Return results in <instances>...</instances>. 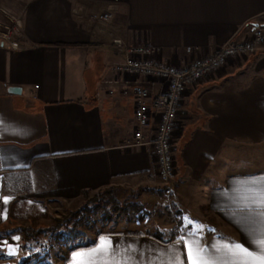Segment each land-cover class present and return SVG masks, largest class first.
<instances>
[{"label": "crops", "instance_id": "1", "mask_svg": "<svg viewBox=\"0 0 264 264\" xmlns=\"http://www.w3.org/2000/svg\"><path fill=\"white\" fill-rule=\"evenodd\" d=\"M108 10L110 22L91 19ZM255 28L264 31V0H31L20 47L0 43V226L42 219L83 192L169 186L189 209L185 234L105 235L67 264H264V47L182 96L167 184L150 182L155 153L133 144L134 97L122 93L164 85L112 69L124 58L114 39L182 67Z\"/></svg>", "mask_w": 264, "mask_h": 264}, {"label": "built area", "instance_id": "2", "mask_svg": "<svg viewBox=\"0 0 264 264\" xmlns=\"http://www.w3.org/2000/svg\"><path fill=\"white\" fill-rule=\"evenodd\" d=\"M91 19L108 23L112 19V14L108 10L99 15H92ZM7 44L13 49L21 45L15 40H10ZM112 45L116 55L124 56L113 66V71L132 78L156 80L164 85L156 96L139 84H133L122 93L127 95L130 92L134 97L133 144L139 147L151 146L155 153L156 172L149 178L150 182L167 184L175 178L172 143L182 96L188 88L209 73L220 69L230 59L248 57L264 47V31L255 28L250 36L243 40H235L232 37L211 54L194 58L189 65L182 67L157 60L155 58L157 49L149 45H127L121 39H114ZM186 51L191 52L192 48L187 47ZM153 119L156 120L154 133L151 137H146V130Z\"/></svg>", "mask_w": 264, "mask_h": 264}, {"label": "rangeland", "instance_id": "3", "mask_svg": "<svg viewBox=\"0 0 264 264\" xmlns=\"http://www.w3.org/2000/svg\"><path fill=\"white\" fill-rule=\"evenodd\" d=\"M30 1L0 0V43L9 46L7 43L10 40H19L21 20ZM116 195L124 211L111 212L110 220L108 221L104 220L107 214H105V211L101 212L102 208L93 210V205L82 197L67 203L51 204L49 214L42 219L1 225L0 264H20L21 258L25 256V252L22 253L20 250L19 233L15 230V226L19 224L21 226L41 228L63 223L65 227L61 228L62 232L69 237L63 240L62 243L58 242L56 246L63 251L68 250L73 245H83L87 241L92 240L98 230L113 232L139 231L150 235L159 230L163 233L162 237L165 240L174 239L186 233L177 230V227L180 224L189 225L191 221L189 209L186 208V211L184 210L185 207H180L169 186L140 185L138 187V185H134L131 188L119 187L118 189L116 188ZM85 206L93 212L85 214L83 211ZM136 207L142 208L139 210L135 209ZM66 218H68L67 222L64 223ZM82 219L86 220V226H79L75 223L77 220ZM72 228L73 230H71ZM70 231L73 232L70 233ZM44 237L37 238L38 245L48 243ZM32 247L34 248V246ZM59 255L57 253L54 257H51L49 264H59Z\"/></svg>", "mask_w": 264, "mask_h": 264}, {"label": "trees", "instance_id": "4", "mask_svg": "<svg viewBox=\"0 0 264 264\" xmlns=\"http://www.w3.org/2000/svg\"><path fill=\"white\" fill-rule=\"evenodd\" d=\"M82 197L85 199V201L90 202L91 205H93V208H94L93 210H98L99 208H102L101 212H104V211L106 212L105 214H107V217L106 219H104L105 221L110 220L109 218H110L111 212L124 211L123 206L120 204V201L117 198L115 187H108L96 193L83 192ZM140 208L142 207H136L135 209L140 210ZM83 211L85 214L86 213L91 214L93 212L87 206L83 208ZM67 219L68 218H66L64 223L67 222ZM83 219L77 220V222L75 223L78 224L79 226L81 225L86 226L87 225L85 224L86 220H83ZM11 223L12 222H9V224ZM62 227H65L63 226V223L57 224L56 226H48V227H41V228L40 227L35 228L32 226H21L20 224L15 226V230L19 233V236H20V250L22 253L25 252V256L21 258L20 264H49V260L51 259V257H54L55 254L57 253L60 254L59 264H67L69 261L70 255L73 252L79 249H86V248L95 246L97 243V240L100 237L105 236V235H130V236L147 235V236H151L152 238L156 240L164 241L162 237L163 233L159 230H157L153 235H150L148 233L147 234L141 233L139 231L113 232V231H107V230L105 231L98 230L97 233L95 234V237L92 240L87 241L83 245H80V244L73 245L68 250L63 251L59 247H56L58 242L62 243L63 240L69 237L67 234L62 232V229H61ZM71 230H73V228ZM71 232L73 231H70V233ZM42 236H45L44 238L47 239L48 243L47 244L43 243V244L38 245L37 238L42 237ZM32 246H34V248Z\"/></svg>", "mask_w": 264, "mask_h": 264}, {"label": "water", "instance_id": "5", "mask_svg": "<svg viewBox=\"0 0 264 264\" xmlns=\"http://www.w3.org/2000/svg\"><path fill=\"white\" fill-rule=\"evenodd\" d=\"M20 91H21V89H20L19 87H10V88L8 89V92H9L10 94H19Z\"/></svg>", "mask_w": 264, "mask_h": 264}]
</instances>
